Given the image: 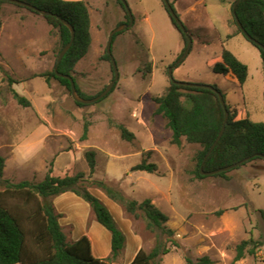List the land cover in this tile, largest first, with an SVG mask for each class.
Instances as JSON below:
<instances>
[{"label":"rangeland","instance_id":"obj_1","mask_svg":"<svg viewBox=\"0 0 264 264\" xmlns=\"http://www.w3.org/2000/svg\"><path fill=\"white\" fill-rule=\"evenodd\" d=\"M170 1L193 40L188 56L174 69L175 78L217 85L227 105L238 109L236 119L249 113L253 120L264 121L263 60L258 48L237 33L232 22L235 0ZM86 2L92 43L74 75L81 91L93 97L115 76L111 60L105 58L107 41L110 32L120 22H127V17L118 0ZM127 2L134 24L117 35L113 44L120 78L104 99L84 106L77 104L71 90L59 80L52 77L47 82L45 74L54 69L60 54L58 29L49 23L50 31L42 24L40 28L29 26L23 15L45 18L12 2L1 5L22 14L17 19L20 25L12 21L9 31L0 29V154L6 159L4 178L39 182L51 168L56 176L84 172L86 185H91V179L101 180L129 198L151 199L169 216L167 224L180 243L163 256L162 264H187V256L196 260L204 255L210 256L213 264H264V161L257 159L233 168L228 178L196 176L197 153L202 146L185 138L180 145L173 143L167 118L156 113L155 101L171 85L169 67L181 56L185 38L163 0ZM15 46L31 48L27 51ZM224 47L248 65L249 76L243 84L231 72L215 71ZM15 90L32 105L20 104ZM117 124H123L135 137L123 138ZM86 125L88 137L83 139ZM88 150L96 151L97 165L92 174ZM143 159L156 163L157 170H132ZM89 189L109 207L129 239L115 263L122 264L124 257L131 256L134 233L142 236L144 249L155 246L159 233L148 230L143 217L128 213L101 188ZM54 203L70 242L87 232L94 236L95 226H103L91 205L73 191L57 196ZM250 237L263 245L256 255L235 260L236 246Z\"/></svg>","mask_w":264,"mask_h":264},{"label":"trees","instance_id":"obj_2","mask_svg":"<svg viewBox=\"0 0 264 264\" xmlns=\"http://www.w3.org/2000/svg\"><path fill=\"white\" fill-rule=\"evenodd\" d=\"M23 1L39 9L56 13L75 27L76 35L70 49L60 64L57 66L56 61L54 69L45 75H47V82L54 77L71 90L70 80L65 76H58L57 67L58 72L73 76L77 83V89L83 97L91 98L81 91L74 75L77 63L86 56L92 43V22L87 2L84 0ZM6 2L8 1L0 0V10L1 5ZM118 2L125 9L127 22H129V14L125 5L122 0H118ZM172 5L174 6L173 3ZM25 8L32 13L40 14L34 9ZM236 11L240 22L248 33L264 44V0H240ZM43 17L53 28L58 29L61 52L71 40L69 27L54 15H43ZM172 21L174 22L173 19ZM232 22L237 26V33L244 35L234 15ZM122 23L125 22H120L118 25ZM120 33L115 35L113 44ZM182 34L185 38L183 53L188 38L184 33ZM246 39L260 51L264 67V49L249 38L246 37ZM105 58L111 60L107 51ZM215 71L223 74L231 72L241 84L249 76L248 65L226 47L222 51V61L215 64ZM9 79L13 83L16 82L11 77ZM213 86L221 92L217 85ZM14 96L20 104L32 105L28 98L16 90ZM155 101L157 103L156 113L167 118L168 127L173 132V143L180 145L182 139L185 138L190 143L202 146L197 153L195 174L199 178L206 177L201 173V164L218 137L225 119V109L218 92L207 87L180 85L171 81L167 92L156 97ZM77 104L85 105L78 102ZM227 108L229 119L226 129L205 161L204 171H213L249 156L253 157L243 164L257 159L264 161L262 156L264 155V121H255L249 114L245 118L236 119L238 109L229 105ZM117 126L121 130L123 138L131 140L135 137V134L123 124H117ZM88 130V125H86L83 139H87ZM86 158L92 174L97 165L96 151H86ZM5 165L6 159L0 154V264H115L114 259L118 258L125 250L127 235L117 223L109 207L90 191L91 186L104 190L109 198L121 204L128 213L136 217H143L148 230L159 233L155 246L151 250L141 248L130 264H162L163 256L171 252L172 247L180 245L175 237V230L167 224L169 216L149 198L142 201L129 198L121 190L101 180L91 179V185H86L87 179L84 172L56 176L53 175L52 168L39 182L31 180L14 182L4 178ZM132 170L155 172L157 164L143 159L142 162L133 166ZM227 173L228 171H223L216 175L228 178ZM68 191H73L84 198L91 205L96 220L110 231L112 252L109 258H98L94 255L92 241L88 235H83L73 242L68 240L60 223L62 214L57 211L54 203L57 196ZM262 245L263 243L254 237L243 240L236 246L235 260H240L248 254L256 255ZM186 263L213 264L214 261L208 255L201 256L196 260L187 256Z\"/></svg>","mask_w":264,"mask_h":264},{"label":"water","instance_id":"obj_3","mask_svg":"<svg viewBox=\"0 0 264 264\" xmlns=\"http://www.w3.org/2000/svg\"><path fill=\"white\" fill-rule=\"evenodd\" d=\"M5 1L12 2V3H16V4H20L22 6H25V7L31 8V9H34L35 11H37L40 14L45 15V16H47V15H54L57 18H59L65 25H67L69 27V29L71 31V40L61 50V52H60V54L58 56V59H57V66H58L60 64V62L62 61L63 57L65 56V54L67 53V51L70 49V47H71V45H72V43H73V41L75 39V35H76L75 27L68 20L62 18L58 14L53 13V12L48 11V10L39 9V8L35 7L34 5L26 2V1H23V0H5ZM163 1L165 3V6H166L167 11L170 14L171 19L174 20L173 23L175 24V26L182 33H184L187 36V38H188V43H187V46H186L185 51L176 60V62L169 67V76H170L171 81L173 83H175V84L190 85V86H197V87H207V88H211V89L216 90L218 92V95L220 97V100H221V102H222V104L224 106V109H225V119H224L223 127H222V129H221L218 137L213 142V144L211 145L210 149L208 150L207 154L204 157V160H203V162L201 164V173L204 174V175H213V174H217V173H220V172H223V171H229V170H231L233 168H236V167L242 165L243 163L249 161L253 156L246 157V158H244V159H242V160H240V161H238L236 163H233L231 165H228V166H225V167H222V168L213 170V171H204L203 170V166H204L205 161L207 160L209 154L212 152V150L215 148V146L217 145V143L221 139V137H222V135H223V133H224V131L226 129V125H227V122H228V119H229V110L227 108V103H226V100L224 98L223 93L220 92V91H218L217 88H215L213 85L206 84V83H197V82H192V81H183V80H178V79L175 78V76H174V69H175V67L177 65H179L181 62H183L186 59V57L188 56V54H189V52L191 50L192 44H193V40H192V37L189 34V31H188L185 23L180 18L178 12L176 11L175 7L172 5L171 1L170 0H163ZM239 1L240 0H235V2L233 4V15H234L235 19L237 20L238 26L241 28L242 32L244 33V35L247 38H249L250 40H252L253 42H255L258 46H260L261 48L264 49V44H262L261 42H259L256 39H254L248 33V31L243 27L242 23L240 22V20L238 18V15H237V11H236V8H237V5H238ZM122 2L125 5L126 10H127L128 14H129V22H125V23H122V24L118 25L109 34L108 41H107L106 51L110 55L115 76L112 79V81L107 85V87L100 94H98L97 96L91 97V98L83 97L79 93V91L77 89V83H76L75 79L73 78V76L72 75H64L63 73L58 72L57 71L58 68L56 67V72H57L58 76H65V77H67L70 80L72 97L78 103L90 104V103L98 102L99 100H101L104 97H106L113 90L114 86L116 85L117 81L120 78V69H119V66H118V62H117V60H116V58H115V56L113 54V40H114L115 35L118 32H122V31L130 28L134 24L133 12H132V10H131V8H130L128 2H127V0H122ZM1 24L2 23H1V17H0V29H1ZM262 156L264 157V155H262Z\"/></svg>","mask_w":264,"mask_h":264},{"label":"crops","instance_id":"obj_4","mask_svg":"<svg viewBox=\"0 0 264 264\" xmlns=\"http://www.w3.org/2000/svg\"><path fill=\"white\" fill-rule=\"evenodd\" d=\"M84 1H86V0H84ZM19 15L22 16V14L15 12V11H11L9 8H7V9L1 8V10H0V17H1V23H2L1 24V30H2L1 32L7 31V30L9 31L11 29L10 27L12 25L11 24L12 21L17 24L16 26L20 25V23L17 22L18 17H21ZM23 17H25V19L29 21L28 22L30 24L29 26H33L34 28H38L40 26V24H42V25L47 26V30L50 31L52 29V27L48 24L47 21H45L44 19L41 20V19L33 16L32 14H30V16L29 15H26V16L23 15ZM22 21L23 20H21V22ZM20 47L21 48L16 47V49L27 50V51L29 50L30 51V48H31V46H27V47L20 46ZM1 50H2V48H1ZM27 57H31L30 54H28ZM102 227L103 226H95L94 236H91V234H89L88 232L83 234V235H88V237L91 239L92 246H93V253L96 257H98V258H109L111 256V252H112L111 233L105 226L104 227L108 231L105 228L103 229ZM79 238H77V239H79ZM131 241L135 247L133 249L131 256L124 257L122 264H130L133 261V259L135 258V256L137 255V253L139 252V250L141 248H143V246H142L143 241H142L141 235L134 233ZM127 243H129L128 238H127ZM115 264H120V263L117 262Z\"/></svg>","mask_w":264,"mask_h":264}]
</instances>
